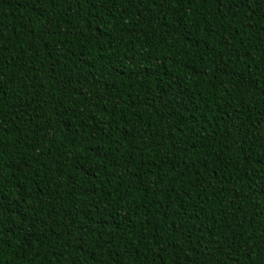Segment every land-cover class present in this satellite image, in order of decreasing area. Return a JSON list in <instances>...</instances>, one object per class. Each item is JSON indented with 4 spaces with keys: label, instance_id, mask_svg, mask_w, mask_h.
I'll return each mask as SVG.
<instances>
[{
    "label": "trees",
    "instance_id": "16d2710c",
    "mask_svg": "<svg viewBox=\"0 0 264 264\" xmlns=\"http://www.w3.org/2000/svg\"><path fill=\"white\" fill-rule=\"evenodd\" d=\"M0 264H264V0H0Z\"/></svg>",
    "mask_w": 264,
    "mask_h": 264
}]
</instances>
